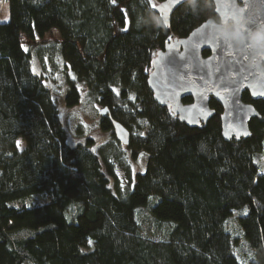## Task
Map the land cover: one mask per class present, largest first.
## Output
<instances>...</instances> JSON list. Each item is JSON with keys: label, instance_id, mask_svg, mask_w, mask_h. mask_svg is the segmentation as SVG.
Returning <instances> with one entry per match:
<instances>
[{"label": "trees", "instance_id": "1", "mask_svg": "<svg viewBox=\"0 0 264 264\" xmlns=\"http://www.w3.org/2000/svg\"><path fill=\"white\" fill-rule=\"evenodd\" d=\"M6 1L0 264H264V99L244 92L260 116L250 120L251 136L226 140L217 100L208 123L190 127L154 99L147 82L167 41L218 19L214 2L187 0L164 25L155 10L163 0ZM49 63L64 74L60 95L49 85L56 80ZM84 97L109 109L99 117L105 142L81 123L68 127L65 115ZM110 116L129 129V144ZM126 149L134 160L147 155L143 171L132 173ZM38 194L48 201L27 202ZM144 209L156 230L145 226ZM235 209H246L239 223L253 253L247 263L228 227Z\"/></svg>", "mask_w": 264, "mask_h": 264}, {"label": "water", "instance_id": "2", "mask_svg": "<svg viewBox=\"0 0 264 264\" xmlns=\"http://www.w3.org/2000/svg\"><path fill=\"white\" fill-rule=\"evenodd\" d=\"M186 1L163 0L155 6L164 25ZM212 1L218 19L209 18L187 36L167 41L152 60L147 82L154 99L190 127L207 124L215 114L210 102L217 100L223 108V137L247 138L251 118L260 113L243 94L264 99V0ZM186 97L191 101L185 102ZM108 112V107L101 109L104 116ZM110 119L116 136L129 144V129Z\"/></svg>", "mask_w": 264, "mask_h": 264}, {"label": "rangeland", "instance_id": "3", "mask_svg": "<svg viewBox=\"0 0 264 264\" xmlns=\"http://www.w3.org/2000/svg\"><path fill=\"white\" fill-rule=\"evenodd\" d=\"M9 6L8 2L6 0H0V21H8L9 20ZM48 70L49 75L52 77H55L56 80L53 83H49L51 88H53L54 92L57 94H61L65 88V82H64V74L59 71H52V66L49 63L48 64ZM34 69L40 73L39 69V62L37 59H34ZM48 84V83H47ZM103 108V105L99 104H91L87 101V99L84 97L82 102L77 105L76 107L72 108L66 115V121L68 123L69 129L72 131L76 125L82 124L83 127L86 128V133L93 135V138H95L98 142L97 144H100L102 142H105L109 139V135L103 132V130L100 127L99 123V117L101 113V109ZM19 147L23 148L25 145V142L23 140L18 141ZM97 146V145H96ZM127 153L129 154V157L131 156V151L129 149H126ZM131 161V171L133 174L139 171H143L146 167L147 163V155L144 153H140L136 160L132 159L130 157ZM261 164L264 169V155L261 158ZM117 177L120 179L121 183L123 185H126L127 183V173L124 169H117ZM113 183H111V186ZM48 201V197L43 194H38L33 196L30 200H28V203L35 204V203H44ZM246 212V209H235L233 211V214L229 217L228 221V227L232 231V233L238 237L239 242L237 245V253L239 254L240 260L243 263L248 262V258H250V251L248 248V243L243 236L242 229L240 227L239 223V217L240 215L244 214ZM141 217L143 219L148 218V221L145 226L151 227V229H155V224L152 223L150 219V213L149 210L144 209L140 211ZM253 258V253L251 251V258ZM247 259V260H246Z\"/></svg>", "mask_w": 264, "mask_h": 264}]
</instances>
